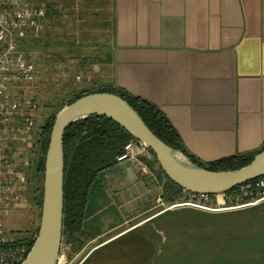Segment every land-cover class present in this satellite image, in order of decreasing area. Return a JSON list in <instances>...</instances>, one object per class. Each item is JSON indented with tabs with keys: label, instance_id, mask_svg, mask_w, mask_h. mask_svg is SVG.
I'll use <instances>...</instances> for the list:
<instances>
[{
	"label": "crops",
	"instance_id": "crops-1",
	"mask_svg": "<svg viewBox=\"0 0 264 264\" xmlns=\"http://www.w3.org/2000/svg\"><path fill=\"white\" fill-rule=\"evenodd\" d=\"M27 1L47 6L44 30L51 18L56 29L70 22L63 31L74 36L110 35V85L158 106L200 162L264 146V0H111L106 22L105 0ZM117 166L124 188L139 183L146 186L142 196L154 195L153 188L164 192L153 187L161 185L148 167L146 172L133 163L131 175L124 164ZM41 179L36 169L29 172L30 200ZM93 187L86 230L105 221L102 237L136 218L129 212L117 221L108 192L92 209Z\"/></svg>",
	"mask_w": 264,
	"mask_h": 264
},
{
	"label": "rangeland",
	"instance_id": "rangeland-1",
	"mask_svg": "<svg viewBox=\"0 0 264 264\" xmlns=\"http://www.w3.org/2000/svg\"><path fill=\"white\" fill-rule=\"evenodd\" d=\"M110 5L111 0H105V22L111 15L110 11L107 12ZM50 20L45 30L43 26L39 37L28 44L29 48L35 46L34 50L30 49L38 73L34 88L41 108L42 117L38 120L40 127L75 95L84 90L109 85L113 73L110 35L103 38L74 36L76 34L63 31L70 29V22L63 21L56 29L51 18ZM38 131L37 129V133ZM146 166L151 171L148 174L153 175L152 178L155 177L161 185L153 187H164L167 179L160 173L159 165L149 162ZM35 167L34 159L29 171L36 169ZM119 178V166L98 176L91 194L92 209L95 207V210L98 204L105 202L108 192L111 194V211H115L113 217L117 221L129 212L136 218L102 237L98 233L105 229V221L95 219L97 222L94 221L92 229L84 230L86 234L91 233L94 239L82 236L86 245L81 252H75L72 244L63 238L59 264H82L105 240L142 221L138 227L146 234L154 251L149 264H264V212L237 210L231 216H224L183 207L169 209V213H165L169 203L165 200L161 204L156 202L163 194L162 190L159 194L160 190L153 188L154 195L142 196L146 187L144 184L124 188V182ZM113 186L120 189L118 195H115ZM136 194L140 197L133 201ZM180 198L176 202H181ZM122 201L128 203L121 209ZM153 207L150 212L142 214L145 209ZM91 212L89 215H94ZM0 213L14 234L19 232L20 237L28 236L31 241L37 236L41 209L29 196H26L24 203L6 207Z\"/></svg>",
	"mask_w": 264,
	"mask_h": 264
},
{
	"label": "built area",
	"instance_id": "built-area-1",
	"mask_svg": "<svg viewBox=\"0 0 264 264\" xmlns=\"http://www.w3.org/2000/svg\"><path fill=\"white\" fill-rule=\"evenodd\" d=\"M47 12L43 3L0 0V212L26 200L29 170L42 138L44 125L39 126L42 115L34 88L38 73L28 44L42 32ZM154 159L151 150L133 139L117 156V163H136L147 172L146 161ZM180 199L181 202L169 203L167 209L188 207L224 213L252 208L264 203V178L221 195H198L183 190ZM163 200L160 195L158 203ZM35 239L20 237L19 232L14 234L0 213V264H21Z\"/></svg>",
	"mask_w": 264,
	"mask_h": 264
},
{
	"label": "trees",
	"instance_id": "trees-1",
	"mask_svg": "<svg viewBox=\"0 0 264 264\" xmlns=\"http://www.w3.org/2000/svg\"><path fill=\"white\" fill-rule=\"evenodd\" d=\"M34 47L30 46L33 50ZM94 93H111L120 96L140 115L145 124L159 139L171 148L183 152L191 161L207 170L231 171L242 168L250 164L254 157L264 150L263 146L256 152L236 154L205 164L186 150L179 133L158 106L110 84L94 90H84L75 95L67 104L61 105L44 123L42 138L35 155L36 173L42 179L39 189L36 188L33 192L34 198L32 200L37 202L41 211L46 154L56 116L65 106L83 96ZM133 139L116 122L98 115L79 121L69 126L65 131L63 138L65 156L63 238H66L72 244L75 252H81L86 245V241L82 236L86 235L87 239H94L91 233L86 234L84 230H86L85 222L87 220L89 195L95 181L101 173L118 165L117 156L122 153L124 146ZM152 154L154 155L153 152ZM154 158L153 162L158 164L155 155ZM146 163L149 164L148 161ZM160 173L167 179V185L164 186L162 194L163 199L168 203L179 200L183 190L173 184L161 168ZM237 190H239V187L229 193ZM169 211L165 213H169ZM245 211L264 212V203L237 212ZM235 212L218 214L231 216ZM38 231L39 228L37 234ZM115 236L105 240V242H108L93 251L82 264H149L154 252L153 245L138 226L111 241ZM33 244L34 242H31V247Z\"/></svg>",
	"mask_w": 264,
	"mask_h": 264
},
{
	"label": "water",
	"instance_id": "water-1",
	"mask_svg": "<svg viewBox=\"0 0 264 264\" xmlns=\"http://www.w3.org/2000/svg\"><path fill=\"white\" fill-rule=\"evenodd\" d=\"M95 115L113 120L131 137L142 142L154 153L167 178L188 193L221 195L264 178V150L242 168L210 171L198 166L183 152L171 148L159 139L120 96L111 93L83 96L65 106L56 116L46 154L39 231L27 258L21 264H59L64 230V133L69 126ZM124 165L133 175L131 164ZM135 227L137 226L133 228ZM133 228L127 229L114 239Z\"/></svg>",
	"mask_w": 264,
	"mask_h": 264
},
{
	"label": "bare ground",
	"instance_id": "bare-ground-1",
	"mask_svg": "<svg viewBox=\"0 0 264 264\" xmlns=\"http://www.w3.org/2000/svg\"><path fill=\"white\" fill-rule=\"evenodd\" d=\"M115 239H116V238H115ZM112 240H114V238H113V239H111V241H112ZM107 242H108V241H107ZM109 242H110V241H109Z\"/></svg>",
	"mask_w": 264,
	"mask_h": 264
}]
</instances>
